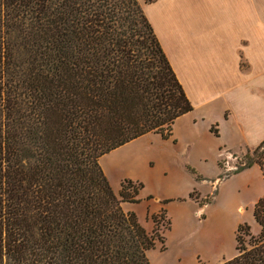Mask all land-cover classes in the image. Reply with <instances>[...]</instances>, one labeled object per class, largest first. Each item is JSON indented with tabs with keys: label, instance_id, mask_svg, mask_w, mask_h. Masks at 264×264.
I'll use <instances>...</instances> for the list:
<instances>
[{
	"label": "trees",
	"instance_id": "obj_1",
	"mask_svg": "<svg viewBox=\"0 0 264 264\" xmlns=\"http://www.w3.org/2000/svg\"><path fill=\"white\" fill-rule=\"evenodd\" d=\"M192 109L139 0H0V264H152L166 211L148 230L100 158ZM245 158L264 172V140ZM261 213L220 264H264Z\"/></svg>",
	"mask_w": 264,
	"mask_h": 264
},
{
	"label": "crops",
	"instance_id": "obj_2",
	"mask_svg": "<svg viewBox=\"0 0 264 264\" xmlns=\"http://www.w3.org/2000/svg\"><path fill=\"white\" fill-rule=\"evenodd\" d=\"M142 7L193 109L175 120L171 137L150 132L117 148L151 134L168 141L172 150L166 159L177 165L169 164L168 172L161 174H169L173 180L182 172L181 187H187L182 191L179 183L163 194L144 195V180L131 175L143 183L140 201L124 202L123 207L136 212L145 226L149 208L152 219L159 210L170 216L172 202L189 200L197 216L208 219L209 211L222 202L223 213L233 220L228 229L233 232L236 250L241 224H249L254 235L262 231L255 206L264 198V172L258 164L235 172L229 159L264 140V0H153ZM208 162L215 165L214 174L206 170ZM147 163L148 168L154 166L152 159ZM104 172L119 194L128 174L114 181L111 172ZM215 230L219 234L215 237L213 231L205 233L209 237L204 244L206 252L225 246L226 228ZM236 251L216 261L199 252L196 258L204 264H220L233 258ZM180 260V264H190L183 255Z\"/></svg>",
	"mask_w": 264,
	"mask_h": 264
},
{
	"label": "rangeland",
	"instance_id": "obj_3",
	"mask_svg": "<svg viewBox=\"0 0 264 264\" xmlns=\"http://www.w3.org/2000/svg\"><path fill=\"white\" fill-rule=\"evenodd\" d=\"M143 5L147 0H139ZM172 150L168 141L161 139L156 135H146L142 138L136 139L114 151L106 154L102 158V165L104 170H108L113 175V180L116 181V177L120 175H127L123 178L122 183L126 179L134 178L132 176L140 177L144 180L146 186L142 189L143 194L146 195L147 192L154 194H163V191H167L170 185H178L181 183L183 186V173L177 172L172 180L169 174H161L168 172L169 164L176 166L177 164L173 162H168V151ZM246 150H240L235 153V156L230 157V161L235 165H240L245 163ZM152 159L154 166L148 168L147 160ZM226 160H223V163ZM201 166V165H200ZM205 168L210 174L215 173V165L208 162L205 163ZM117 175H116V174ZM132 175V176H131ZM137 182V181H135ZM236 186V185H235ZM187 187V186H186ZM181 190L184 191L186 189ZM262 199V198H260ZM206 201H209L208 199ZM203 201V203H206ZM224 203H219L214 207V211L207 214L208 219L199 218L194 211L195 206L192 202L177 200L172 202L169 208L170 217L165 213L164 217L160 218V228L165 233L166 242L164 246L162 243L149 250L148 255L152 264H180V257H185L190 264H204V262L199 261L196 256L197 252L202 253L204 256L210 257V260L216 261L223 255H232L235 253L234 235L228 228L231 227L233 220L228 219L227 214L223 213ZM150 210V208H149ZM147 210L144 216V224L148 228L155 226L154 220L151 218L150 211ZM162 210L157 213L161 215ZM223 213V214H222ZM263 216L264 214L261 213ZM236 218V216H235ZM218 226H223L226 228L224 232L223 239L225 240V246L212 250L208 248L209 252L204 251L205 240L209 237L205 233L216 234V228ZM168 231V232H167ZM250 232L253 234L251 228ZM238 234V231H237ZM219 235V234H218ZM256 235V234H255ZM258 235V234H257ZM211 236V237H213ZM241 241L246 243L249 241L250 236L245 232H240ZM237 238V237H236ZM238 242H236L237 246ZM182 254V255H181ZM237 254V251H236ZM195 260V261H194ZM199 261V263H198Z\"/></svg>",
	"mask_w": 264,
	"mask_h": 264
}]
</instances>
